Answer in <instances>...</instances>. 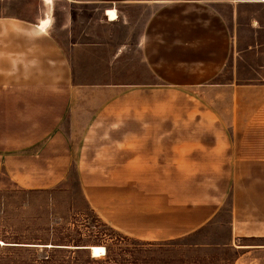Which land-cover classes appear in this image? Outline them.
Here are the masks:
<instances>
[{
  "label": "crops",
  "instance_id": "0c3cea01",
  "mask_svg": "<svg viewBox=\"0 0 264 264\" xmlns=\"http://www.w3.org/2000/svg\"><path fill=\"white\" fill-rule=\"evenodd\" d=\"M51 1L0 0V186L49 189L74 169L97 217L146 242L196 232L229 196L232 264H264V81L216 80L233 32L218 9L229 3L238 14L258 2ZM75 7L99 9L104 25L123 29L122 44L99 60L125 63L121 81L85 73L108 45L72 40L71 14L60 27L68 49L55 36L56 9ZM126 9L146 13L136 34ZM70 50L81 51L83 69ZM165 91L184 107L165 105Z\"/></svg>",
  "mask_w": 264,
  "mask_h": 264
},
{
  "label": "rangeland",
  "instance_id": "374dc122",
  "mask_svg": "<svg viewBox=\"0 0 264 264\" xmlns=\"http://www.w3.org/2000/svg\"><path fill=\"white\" fill-rule=\"evenodd\" d=\"M255 1L258 3L239 4L238 14L232 11L229 3L218 9L233 32L227 65L217 81H264V30L255 31L250 25L264 27V3ZM32 10L34 13L36 9ZM126 10L130 12V20L135 24L132 32L136 34L146 21V13L138 9ZM68 14L73 16L72 40L108 45L94 55L85 73L97 76L110 72L116 75L113 81H121L125 63L119 62L111 69L109 63L99 60L108 58L111 51L122 44L123 29L104 25L99 9H56L54 34L65 50L69 40L60 27ZM86 31L92 34L83 36ZM69 55L73 64L83 69L81 51L70 50ZM136 71L149 80L148 70L141 63ZM174 95L163 92V103L183 106L185 98L180 100ZM230 219L228 196L215 218L196 232L172 241L146 242L112 230L97 217L81 193L74 169L63 183L44 190H24L5 182L0 186V241L3 242L0 243V264H232L236 253L227 246ZM77 246H103L109 253L93 258L89 249L76 250Z\"/></svg>",
  "mask_w": 264,
  "mask_h": 264
},
{
  "label": "bare ground",
  "instance_id": "6f19581e",
  "mask_svg": "<svg viewBox=\"0 0 264 264\" xmlns=\"http://www.w3.org/2000/svg\"><path fill=\"white\" fill-rule=\"evenodd\" d=\"M46 4L48 3H52L51 0H45ZM260 2L264 3V0H260ZM106 15L109 17V19L114 20L117 18V14H116V10L114 9H108L106 12ZM49 22V18L47 17L44 21L41 22V28H44L46 26V24H48ZM1 244H3L2 241H0ZM91 251V255L93 258H97V257H101L103 255H105L106 250L103 246H89L86 247Z\"/></svg>",
  "mask_w": 264,
  "mask_h": 264
},
{
  "label": "trees",
  "instance_id": "16d2710c",
  "mask_svg": "<svg viewBox=\"0 0 264 264\" xmlns=\"http://www.w3.org/2000/svg\"><path fill=\"white\" fill-rule=\"evenodd\" d=\"M57 248L58 249H69L68 247H63V246H57ZM75 248H76V250H85L86 249V246H77ZM108 253H109V250L106 249L105 255L108 254Z\"/></svg>",
  "mask_w": 264,
  "mask_h": 264
},
{
  "label": "water",
  "instance_id": "95a60500",
  "mask_svg": "<svg viewBox=\"0 0 264 264\" xmlns=\"http://www.w3.org/2000/svg\"><path fill=\"white\" fill-rule=\"evenodd\" d=\"M86 249H88V248H86Z\"/></svg>",
  "mask_w": 264,
  "mask_h": 264
}]
</instances>
